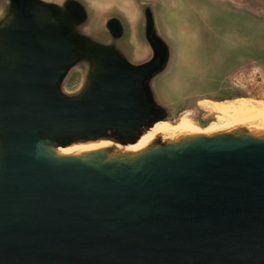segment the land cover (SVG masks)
<instances>
[{
	"label": "water",
	"instance_id": "1",
	"mask_svg": "<svg viewBox=\"0 0 264 264\" xmlns=\"http://www.w3.org/2000/svg\"><path fill=\"white\" fill-rule=\"evenodd\" d=\"M206 3L0 0V264H264V135L54 151L81 137L125 146L174 120L171 17L218 26ZM202 35L216 45L206 64L219 44ZM75 70L82 86L65 91Z\"/></svg>",
	"mask_w": 264,
	"mask_h": 264
},
{
	"label": "rangeland",
	"instance_id": "2",
	"mask_svg": "<svg viewBox=\"0 0 264 264\" xmlns=\"http://www.w3.org/2000/svg\"><path fill=\"white\" fill-rule=\"evenodd\" d=\"M88 1L98 8L109 7L111 2V0ZM192 1L202 4L207 2L204 10L208 7L218 10L224 14V20L215 27L207 23L203 28H196L187 23L185 11L178 10L172 14L171 19L175 21V26L168 28V34L174 37L176 43L177 70L170 76V83L169 85L166 83V86L168 85L173 93L169 99L173 104V119H177L174 123L191 118L203 127L215 117L208 116L199 108L197 101L201 98L224 100L248 97L264 101V0ZM123 2V6L119 5L120 7H125L130 13L135 10L128 1ZM186 6L197 8L196 4L189 2ZM227 16H229L228 20ZM210 17L212 23H219L215 13L211 12ZM191 22L194 26L199 25L197 20L192 19ZM201 30L210 32L220 45L213 54V62L206 64L205 56L216 45L209 37L205 35L200 37ZM189 49L192 59L197 63L192 61ZM138 52L139 49L135 52L136 57L144 55ZM209 67L215 70L212 71ZM82 83V71L75 70L63 85V89L75 92ZM216 120H212L207 127L200 129L204 133L211 132L208 128ZM161 126L158 125L155 132L159 131Z\"/></svg>",
	"mask_w": 264,
	"mask_h": 264
},
{
	"label": "bare ground",
	"instance_id": "3",
	"mask_svg": "<svg viewBox=\"0 0 264 264\" xmlns=\"http://www.w3.org/2000/svg\"><path fill=\"white\" fill-rule=\"evenodd\" d=\"M197 105L208 116L217 118L216 120L209 117L212 120H216L208 128L211 132L204 133L201 129L207 127L212 120L203 127L191 118V120L183 119L179 122L177 121L178 123L176 122V124L174 122L177 119L171 121L162 120L156 122L150 129L138 133L135 140L125 146L105 138L81 137L59 142L58 147L54 151L56 154L64 156H78L87 152L112 148L121 153H139L152 145L157 139L171 143L185 137L210 136L232 132L237 129H245L249 134L253 135H264L263 100H255L248 97L224 100L201 98L197 101ZM164 124L171 125L166 126ZM158 125L162 126L159 131L155 132V128Z\"/></svg>",
	"mask_w": 264,
	"mask_h": 264
}]
</instances>
